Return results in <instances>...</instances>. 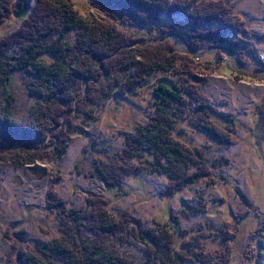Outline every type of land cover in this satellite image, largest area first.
I'll return each mask as SVG.
<instances>
[{
    "label": "rangeland",
    "instance_id": "obj_1",
    "mask_svg": "<svg viewBox=\"0 0 264 264\" xmlns=\"http://www.w3.org/2000/svg\"><path fill=\"white\" fill-rule=\"evenodd\" d=\"M69 1L76 14L84 18L110 20L107 14L118 12L122 21L117 22L124 35L133 37L129 33L135 31L136 26L140 27V40L135 45L155 44L163 52L174 53L175 66L167 72L152 71L129 89L117 88L113 83L116 88L110 98L100 105L88 106L85 101L90 95H98L101 85L96 84L106 74H109L105 80L108 85L122 77L116 70V64L120 65L118 56L109 54L104 63L102 58L97 77L91 78L89 83L85 81L80 89L74 90V96L70 95L74 98L72 107L64 111L59 128L44 134L45 140L52 144L26 149L36 151L39 163L19 168L10 161L17 149H25L28 143L22 129L40 128L38 121L29 116L39 102L28 83L34 76L26 70L12 74L9 89L13 103L9 115L21 132L14 134L9 127L5 136L0 135V141L7 143L0 144V153L4 157L8 155L5 158L8 161L0 164V264H7L6 255L14 238L18 240L17 249L23 251L61 234L59 216L46 208L53 199L51 192L58 200H63L67 208L86 206L87 195L98 194L103 201L107 199L110 213L126 214L129 222H137L139 227L148 230L176 219L183 230L178 237V247L182 239L200 235L201 248L211 257L216 254L220 259L229 245L232 252L228 264H264V0H192L194 6L217 3L223 21L235 23L239 29L230 36L223 34L221 39L199 40L198 46H193L171 26L178 20L182 22V15L162 16L143 25L111 5L104 11L93 7L89 0ZM41 2L46 4L51 0ZM30 3L33 6L37 3L41 9V3L36 0ZM38 8L35 13L40 12ZM21 22L22 19L7 13L0 20V37L17 31ZM213 27L216 26H207ZM70 35L72 37L73 33ZM225 38L228 42L235 38L239 45L232 49ZM147 48L152 49V45ZM193 55L200 56L199 60L194 57L195 62L192 61ZM158 82L178 85L186 92L183 99H196L175 109L172 135L181 144L194 147L197 159L204 158L208 165L204 171L189 167L187 173H193L190 175L193 178L181 186L171 182L165 173L148 170L152 165L151 157L128 159L124 151L126 135L146 122L154 111L157 97L153 88ZM88 85L91 86L89 92ZM89 107L90 116L84 114ZM207 111H212L215 117L221 116L230 127L231 135L226 131L222 133L229 142L215 138L208 131L210 123L202 121L201 116L202 113L210 115ZM7 122V126L12 125ZM70 124L80 130L68 133L64 154L55 158L51 147L62 138L59 131L68 130ZM13 141L16 146L10 143L8 146V142ZM98 160L106 165L112 162L125 167L141 165L142 169L128 170L118 187L106 186L95 175ZM106 168L109 169L108 165ZM201 171L202 174L197 175ZM205 171L208 174L204 176ZM225 232L234 234L227 239ZM117 248L136 259L142 258L144 252V246L131 236L125 244H117ZM182 264H202V261L194 263L185 259ZM204 264L207 263L204 261Z\"/></svg>",
    "mask_w": 264,
    "mask_h": 264
},
{
    "label": "trees",
    "instance_id": "obj_2",
    "mask_svg": "<svg viewBox=\"0 0 264 264\" xmlns=\"http://www.w3.org/2000/svg\"><path fill=\"white\" fill-rule=\"evenodd\" d=\"M36 2L41 3V9L37 7V3L31 5L30 0H0V20L9 12L10 15L22 19L21 27L17 31L0 37V135L5 136L9 127L15 131L14 134L21 132L17 129L19 126L13 123L15 119L9 115L13 103L9 82L14 72L26 70L31 77L34 76L28 83L39 102L38 106L35 105L30 111L29 116L38 121L40 128L30 129L32 132L22 129L28 143L23 150L17 147L13 149L17 151L10 162L17 168L39 163L40 158L34 153L36 151L26 149L39 144L44 147L52 144L45 140L44 134L59 128L64 111L72 107L74 90L80 89L85 81L89 83L91 78L97 77L102 67V58L104 63L107 55L118 56L120 65L116 64V70L122 77L108 85L105 80L109 78V74H106V77L96 84L101 85L98 95H90L85 101L88 106L100 105L110 98L115 86L129 89L152 71L172 70L176 58L174 53L163 52L162 48L155 44H147L146 47L135 45L140 40L142 30L136 26L135 31L129 33L133 37L124 35L117 22L118 19L122 21L118 12H107L110 20H97L76 14L69 0H51L46 4L41 0ZM88 3L104 11L111 5L114 10L129 13L135 18L134 21L143 25L162 16L182 15L183 21L178 20L171 26L174 25V29L193 46H198L199 40L221 39L223 34L230 36L239 30L236 29L235 23L223 21L219 15L222 13L221 8L213 2L201 6L192 5V0H89ZM37 8L39 13H35ZM120 14L124 15L121 12ZM128 23L134 25L133 22ZM212 25L217 28H207ZM191 31L193 32L190 33ZM224 40L232 49L239 45L235 38L230 39V42L226 38ZM150 45L152 49L147 48ZM194 57L199 60L200 56H192V61L195 62ZM113 83L115 86H112ZM90 90L91 86L88 85V92ZM153 92L157 97L154 111L146 122L137 125L133 133L126 135L125 155L128 159L151 157L152 165L148 170L165 173L171 182L181 186L184 182L191 181L189 178H193L190 176L193 173H187L189 167L204 171L208 165L204 158L197 159L198 153L194 147L181 144L172 135L177 114L175 109L179 106L183 108L187 102L196 99H183L186 94L184 90L178 85H166L163 82H158ZM71 94L73 96H70ZM90 110L91 107L85 110L84 114L90 116ZM207 112L210 115L202 113L201 116L202 121L210 123L208 131L215 138L229 142L230 139L222 133L226 131L231 135L230 127L222 121L221 116L215 114V117L212 111ZM7 121L13 126H7ZM67 128L68 130L59 131V135H63L62 138L52 140H56L50 151L55 158L64 154V142L68 133L80 130L77 125L71 124ZM4 143L0 141V144ZM9 143L14 146L17 144L16 141L8 142V146ZM115 155L119 156L118 153ZM6 157L0 153V164L8 161ZM17 157L24 162H18ZM107 165L98 160L94 170L96 177L111 187L119 186L121 178L128 170L142 169L141 165L131 164L125 167L114 162ZM199 174L201 175L202 171L197 175ZM207 174V171L203 173L204 176ZM50 194L53 199L46 208L59 216L61 234L54 240L28 246L23 251L17 249L18 240L14 238L15 241L6 255L7 264H182L185 259L194 263L202 261V264L204 261L207 264H228L230 259L232 250L229 245L226 246V254L221 255L220 259L216 254H212V257L208 255L201 248L198 240V237H202L200 235H192L193 240L182 239L181 247H178V237L183 230L179 228L176 219L158 229L148 230L139 227L137 222H129V218H125L126 214L115 216L110 213L106 205L107 199L103 201L98 194L87 195V208L85 205L67 208L63 200L56 198L55 193ZM11 234L15 236L13 232ZM230 234L234 232H225L224 237L229 239ZM129 236L144 246L142 258L130 257L128 253H123L117 248V244H125ZM192 248L194 250L191 251Z\"/></svg>",
    "mask_w": 264,
    "mask_h": 264
}]
</instances>
